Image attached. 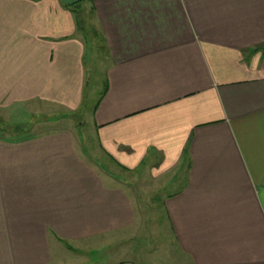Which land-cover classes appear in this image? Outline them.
<instances>
[{
	"label": "crops",
	"instance_id": "crops-1",
	"mask_svg": "<svg viewBox=\"0 0 264 264\" xmlns=\"http://www.w3.org/2000/svg\"><path fill=\"white\" fill-rule=\"evenodd\" d=\"M84 8L110 61L93 129L113 170L74 126L0 136V264H65L134 231L138 171L182 178L161 204L180 256L133 247L113 264H264V0H85L78 16L0 0V111L81 108Z\"/></svg>",
	"mask_w": 264,
	"mask_h": 264
},
{
	"label": "rangeland",
	"instance_id": "rangeland-1",
	"mask_svg": "<svg viewBox=\"0 0 264 264\" xmlns=\"http://www.w3.org/2000/svg\"><path fill=\"white\" fill-rule=\"evenodd\" d=\"M81 12L82 16L84 12L86 15L84 17L86 21L82 27L88 44L87 85L81 108L77 112L68 113L51 106L34 104L17 108L14 111H0V136L19 138L73 128L74 126L75 134L85 149L89 151L88 154L93 158L92 161L112 169L109 162L101 158L94 150L96 136L93 129V112L102 95L105 83L104 75L110 61L101 34L92 18V12L88 8L87 10L86 8L82 9ZM94 153L99 157L98 161ZM143 176L141 171L126 176L128 184L132 186L135 198L141 205L142 213L138 219V227L129 233L100 238L95 242L96 244L94 243V247L87 245L88 247L85 248L87 252H85L86 255L84 253V256L81 253H67L65 256L69 255V257L65 264H83L84 259L90 260L89 264H113L117 259L128 258L129 256L125 252L133 247L136 250H141V247L146 249H152L153 246L160 247L155 250L166 252L170 258L173 253L180 256L179 251H174L172 247L169 224L161 204L164 197L181 187L182 178L176 179V181H170L167 178L166 181L153 182ZM123 177L125 178L124 175L121 176V178ZM165 185L166 187H164ZM160 242L162 244L157 245Z\"/></svg>",
	"mask_w": 264,
	"mask_h": 264
},
{
	"label": "water",
	"instance_id": "water-1",
	"mask_svg": "<svg viewBox=\"0 0 264 264\" xmlns=\"http://www.w3.org/2000/svg\"><path fill=\"white\" fill-rule=\"evenodd\" d=\"M84 1L85 0H61L62 3H64L65 5H67L69 7L79 5V4L83 3Z\"/></svg>",
	"mask_w": 264,
	"mask_h": 264
},
{
	"label": "trees",
	"instance_id": "trees-1",
	"mask_svg": "<svg viewBox=\"0 0 264 264\" xmlns=\"http://www.w3.org/2000/svg\"><path fill=\"white\" fill-rule=\"evenodd\" d=\"M81 4L73 6V7H70L75 12V14H77V16H78L77 7L80 6ZM79 21H80V17H79ZM80 26H82V25H80ZM104 89H105V91L107 89V84L106 83H104ZM105 91H104V93H105Z\"/></svg>",
	"mask_w": 264,
	"mask_h": 264
}]
</instances>
